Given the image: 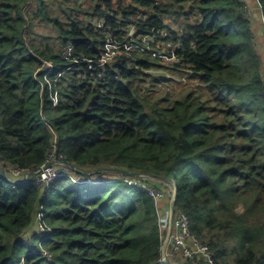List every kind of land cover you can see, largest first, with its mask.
<instances>
[{
	"label": "trees",
	"instance_id": "trees-1",
	"mask_svg": "<svg viewBox=\"0 0 264 264\" xmlns=\"http://www.w3.org/2000/svg\"><path fill=\"white\" fill-rule=\"evenodd\" d=\"M80 1L0 0V172L31 170L22 184L0 174V264H164L168 217L109 169L141 174L168 203L177 189L174 211L215 264H264V0ZM167 19L185 23L169 67L201 80L209 100H152L163 60L150 52L122 48L100 66L109 33L140 46L154 34L156 51ZM48 30L55 47L29 36ZM54 133L76 174L108 177L38 186Z\"/></svg>",
	"mask_w": 264,
	"mask_h": 264
},
{
	"label": "built area",
	"instance_id": "built-area-1",
	"mask_svg": "<svg viewBox=\"0 0 264 264\" xmlns=\"http://www.w3.org/2000/svg\"><path fill=\"white\" fill-rule=\"evenodd\" d=\"M244 15L248 18L252 17L251 9L247 6L244 7ZM97 29L103 30L105 24L103 21H98L96 23ZM129 33L133 35V26L127 27ZM132 31V32H131ZM156 29H153V33H156ZM160 31L159 33H161ZM173 30H165L162 32L166 41L163 43V48L158 45V49L155 51L151 50L149 47L157 39V36L152 34L151 36L144 37L145 46L137 45L135 42H128L127 44H118L115 42L113 33H109V41L106 44V52L101 59L100 66L104 67L107 63L111 62L115 58L117 51L125 48L127 50H141L142 52L153 53V56L162 58L163 61L168 63L181 61V58L178 56V51L182 49V46H178L173 42ZM180 32H183V28L180 29ZM161 43V44H162ZM66 59H70L74 54L73 45H69L68 48L63 51ZM46 69L52 70L53 66L50 63L45 64ZM105 71V68L103 69ZM264 76V74H263ZM103 74L101 78L103 79ZM264 79V78H263ZM58 101L55 99V104ZM6 174L8 179L13 182H21L26 177L28 178L31 175V170H23L21 168L11 166L8 169V172H0L1 175ZM71 178L74 182L85 184V183H100L101 179H89L81 175L76 174L75 167L67 162V157L64 154L58 152V137L54 133L53 144L48 154V157L45 163L35 171L32 176V180L40 187L46 188L53 181L60 180L63 178ZM124 182H127L129 185L137 186L144 191H147L149 195L154 199L156 206L164 213L168 215L170 212V203L167 202L165 191L146 181L137 180L132 177H124L121 179ZM166 209V210H165ZM176 211V210H175ZM173 208V229L170 237V241L166 248V258L170 264H201L202 262L207 264H215L213 254L209 246L203 243L199 237L194 234L191 230V221L189 216L181 211L175 212ZM168 227L163 228V233H167ZM172 251H171V250ZM163 261V259H162ZM164 263V261H163Z\"/></svg>",
	"mask_w": 264,
	"mask_h": 264
},
{
	"label": "rangeland",
	"instance_id": "rangeland-1",
	"mask_svg": "<svg viewBox=\"0 0 264 264\" xmlns=\"http://www.w3.org/2000/svg\"><path fill=\"white\" fill-rule=\"evenodd\" d=\"M88 1L89 0H83L80 1V3L82 4V6L89 8L90 3L93 4V2H88ZM96 1L98 0H95L94 2ZM114 1H121V0H114ZM122 1H125L126 3H131V0H122ZM159 2L161 3L162 0H159ZM163 2H165V0ZM247 7L251 9L253 16L252 6H247ZM189 10L190 8L187 9V11ZM165 22L175 32L180 31V29H182L185 24L183 19H180L177 22L174 21L173 19H167L165 20ZM132 31L133 33H135L136 31L135 28H133ZM48 33H50L52 37L55 35V33L51 30H48ZM29 36L31 39L34 38L35 41H38L40 45H45V43H47L48 40L52 39V38L47 39L43 34L31 33ZM133 36L134 35L129 33L128 39L131 40V37ZM50 43L52 44V41H50ZM160 47L163 48V43L160 44ZM170 64L171 63H168L166 61L163 62L160 61L158 64H156L154 70H152L154 76H152L149 83L147 84V89L149 91V95L152 100L162 99L167 95H169L172 99H180L189 93H194L198 97V100L207 101L210 99V94L204 87V84L201 82V80L193 76L191 73H185L183 71L174 70L173 68L169 67ZM100 176L102 178H107L108 174L106 173H103L102 175L95 174L93 178L95 179ZM175 212H177V210Z\"/></svg>",
	"mask_w": 264,
	"mask_h": 264
},
{
	"label": "water",
	"instance_id": "water-1",
	"mask_svg": "<svg viewBox=\"0 0 264 264\" xmlns=\"http://www.w3.org/2000/svg\"><path fill=\"white\" fill-rule=\"evenodd\" d=\"M106 171H110V172H113V173H118V174L130 176V177H134V178L142 177V175L139 174V173H133V172L124 171V170L109 169V170H106ZM3 177L5 179H8L7 175L4 174V173H3ZM26 182H28V178L27 177L25 179H23V181H21L19 183L22 184V183H26ZM13 183H15V182H13ZM176 198H177V189L174 190V193H173L172 198H171V203H170V208L171 209H170V212L168 214L167 235H166V237H165V239L163 241V245H162V259L164 261V264H169L168 261H167V258H166V248H167L168 243L170 241V237H171V233H172V229H173V219H174L173 208H174V205L176 203ZM161 216H164V213H161Z\"/></svg>",
	"mask_w": 264,
	"mask_h": 264
},
{
	"label": "crops",
	"instance_id": "crops-1",
	"mask_svg": "<svg viewBox=\"0 0 264 264\" xmlns=\"http://www.w3.org/2000/svg\"><path fill=\"white\" fill-rule=\"evenodd\" d=\"M34 39V38H33ZM32 39V40H33ZM57 39H56V36L54 35L53 37H52V39L51 40H48V42L47 43H45V46H47L48 44H50V45H52V46H57V41H56ZM34 41H35V39H34ZM50 41H52V44L50 43ZM35 43H36V45L39 47V46H42V45H40L39 44V42L38 41H35ZM44 46V45H43ZM166 217H168V215L166 214Z\"/></svg>",
	"mask_w": 264,
	"mask_h": 264
}]
</instances>
